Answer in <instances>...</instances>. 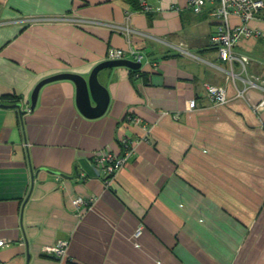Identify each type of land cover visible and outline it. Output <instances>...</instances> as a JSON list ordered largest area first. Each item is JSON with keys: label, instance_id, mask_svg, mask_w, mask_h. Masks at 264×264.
Listing matches in <instances>:
<instances>
[{"label": "crops", "instance_id": "1", "mask_svg": "<svg viewBox=\"0 0 264 264\" xmlns=\"http://www.w3.org/2000/svg\"><path fill=\"white\" fill-rule=\"evenodd\" d=\"M147 2L159 10L140 12L138 0H0L1 104L25 110L39 81L87 76L110 48L128 49L105 24H127L149 60L142 77L125 67L101 73L110 101L95 119L80 113L70 80L44 85L22 117L0 107V264H62L41 252L59 240H69L63 264H264V109L251 108L263 93L235 98L245 74L210 45L214 5L195 14L187 0ZM50 16L98 24L21 22ZM248 25L258 36L234 50L264 81V10ZM181 43L185 53L171 47ZM206 83L223 86L229 103L214 105ZM127 114L148 123L149 141L135 142L105 187L93 154L139 138ZM76 197L91 202L77 208Z\"/></svg>", "mask_w": 264, "mask_h": 264}, {"label": "built area", "instance_id": "2", "mask_svg": "<svg viewBox=\"0 0 264 264\" xmlns=\"http://www.w3.org/2000/svg\"><path fill=\"white\" fill-rule=\"evenodd\" d=\"M207 4L214 5L210 11L211 18L217 23L216 31L210 35V45L216 50L218 57L222 63L232 66L237 63L241 67V72L245 74L242 78L243 86L237 89L235 98L245 99V95L248 90L255 89L263 93L261 100L252 105L253 112H260L264 109V81L253 75H249L247 72V65L249 58L243 54L237 53L234 48L240 40L245 38H254L258 36V32L249 27V22L253 20L257 14L264 10V0H187V7L195 14H199L203 11ZM156 8L149 4L147 0H138V11L151 14L158 11ZM235 18L237 24L232 25L231 19ZM129 19V14L126 15V20ZM23 23H54V22H71L78 26H83L86 23L98 24L96 21L80 20L69 17H34L28 18ZM111 30L124 34L129 43V48L126 50L110 48L106 54V60H131L133 62L143 63L149 62V60L136 50L129 41V37L133 30L126 25L117 24H105ZM171 47L178 52L185 53L184 45H171ZM154 65V64H152ZM141 69V68H140ZM139 69V70H140ZM228 76V78L235 80L240 77L233 70L222 69ZM204 91L210 101L217 106L226 105L229 103V99L226 96L225 88L223 86H215L211 84H204ZM196 108V101L190 100L188 103V109L194 110ZM178 117V114H176ZM125 122L134 127L139 128L140 135L137 140H131L127 137H123L119 140V146L121 148L120 153H114L112 150L106 148L101 149L93 154V160L101 170L102 182L105 187H109L116 175L127 164L128 160L135 153V142H148L151 128L148 123L144 122L140 117L127 114L125 116ZM90 201H85L82 197H76L72 200V204L79 208L80 206L88 205ZM143 228L138 227L132 238L138 239L142 234ZM5 241L0 240V247L4 246ZM69 240H59L54 245L43 246L41 249L42 254L46 256L54 257L59 263H64L68 256Z\"/></svg>", "mask_w": 264, "mask_h": 264}, {"label": "water", "instance_id": "3", "mask_svg": "<svg viewBox=\"0 0 264 264\" xmlns=\"http://www.w3.org/2000/svg\"><path fill=\"white\" fill-rule=\"evenodd\" d=\"M116 67H125L135 71L141 68V63L131 60H104L95 65L87 76L70 72L56 74L36 84L30 96V106L25 110L21 109L20 103L11 105L0 103V107L17 109L22 117L28 110L35 107L39 91L44 85L59 80H70L76 86V102L80 113L89 119L98 118L106 112L110 101L108 90L100 81V75L103 71Z\"/></svg>", "mask_w": 264, "mask_h": 264}, {"label": "trees", "instance_id": "4", "mask_svg": "<svg viewBox=\"0 0 264 264\" xmlns=\"http://www.w3.org/2000/svg\"><path fill=\"white\" fill-rule=\"evenodd\" d=\"M137 5H138V3H137ZM129 72L133 75V77H142V73H141V71L140 70H129Z\"/></svg>", "mask_w": 264, "mask_h": 264}]
</instances>
